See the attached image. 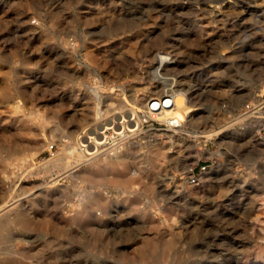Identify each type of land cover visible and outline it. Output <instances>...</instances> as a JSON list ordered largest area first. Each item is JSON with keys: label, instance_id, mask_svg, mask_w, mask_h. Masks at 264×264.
<instances>
[{"label": "rangeland", "instance_id": "374dc122", "mask_svg": "<svg viewBox=\"0 0 264 264\" xmlns=\"http://www.w3.org/2000/svg\"><path fill=\"white\" fill-rule=\"evenodd\" d=\"M259 134L264 0H0V264H264Z\"/></svg>", "mask_w": 264, "mask_h": 264}, {"label": "bare ground", "instance_id": "6f19581e", "mask_svg": "<svg viewBox=\"0 0 264 264\" xmlns=\"http://www.w3.org/2000/svg\"><path fill=\"white\" fill-rule=\"evenodd\" d=\"M125 120L126 119H124V120H122V121H118V122H113L114 123V127H116V128H121L120 129V131H116L115 133H113V134H111V136H112V138H114V141H115V143H118L119 141H123L124 139H125V135H126V137H127V133H126V131H134L135 129H132V130H130V128L125 124ZM112 127V126H111ZM108 128V126L106 127L105 126V130ZM115 128V129H116ZM245 129V128H244ZM105 130H102V131H100V132H96V136L94 135V136H90V137H87V139L89 138V140H88V144L86 145V143H85V152H87L89 155L90 154H93V155H96V154H99L101 151H99V149H100V147H101V145H103L106 141H107V135H105ZM242 131H244V130H242ZM240 132V131H239ZM32 133V132H31ZM38 133V132H37ZM36 135V134H35ZM40 135V134H39ZM98 138H103L104 140L102 141V139H101V141H98ZM254 138V137H253ZM87 141V140H86ZM38 142V141H37ZM128 142V141H127ZM132 143V142H131ZM123 144H125V143H123ZM133 144V143H132ZM138 144V143H137ZM84 145V144H83ZM36 150V149H35ZM113 150V151H112ZM112 150H109V151H107V154L108 155H110L109 157H114L115 155V153H118V150L120 151L121 149L119 148L118 149V147H116V148H114V149H112ZM121 152V151H120ZM262 152V151H261ZM263 153V152H262ZM63 154V153H62ZM120 155V154H119ZM82 156V155H81ZM103 156V155H102ZM54 157V156H53ZM85 157V156H84ZM100 157V156H99ZM118 158V157H117ZM62 160V158L60 157V156H57V157H54V158H52L51 160H50V162H52V164H54V165H58V163L60 162ZM96 160V159H95ZM98 160V159H97ZM117 160V159H116ZM79 161V160H78ZM81 161V160H80ZM116 162V161H115ZM98 165V164H97ZM111 165V164H110ZM93 166H95V165H93ZM158 166V165H157ZM89 167V166H88ZM86 168V167H85ZM101 168V167H100ZM130 168H132V167H130ZM98 169V168H97ZM107 169V168H106ZM109 169V168H108ZM77 170V169H76ZM143 170V169H142ZM86 171V170H85ZM106 171V170H105ZM111 171H112V169H111ZM121 172L119 173L120 174V177H122V178H124V182H131V181H133L134 180V177L133 176H130V175H127L124 171H122V170H120ZM130 171H131V169H130ZM83 172V171H82ZM129 173V172H128ZM134 173H137L138 175H139V170H138V172L137 171H134ZM94 174V173H93ZM106 174V173H105ZM110 174V173H109ZM188 174H189V172H188ZM92 176V175H91ZM119 176V175H118ZM176 176V175H175ZM175 176H172V177H175ZM87 177H89L90 178V176L88 175ZM97 177V176H96ZM102 177V176H101ZM183 180V179H182ZM101 182V181H100ZM99 182V183H100ZM190 182V181H189ZM193 183H195V182H193ZM194 186V185H193ZM134 188V187H133ZM133 190V189H132ZM198 190H199V188H198ZM195 191V190H194ZM200 191V190H199ZM195 192H197V190L195 191ZM103 198V197H102ZM104 199V198H103ZM16 206V205H15ZM23 207V206H22ZM55 207V206H54ZM165 207V206H164ZM164 209V208H163ZM170 209V208H169ZM59 211V210H58ZM62 211V210H61ZM10 212V214H11V211H9ZM19 212H21V211H19ZM52 212V211H51ZM56 213V212H55ZM54 213V214H55ZM172 213V212H171ZM57 214V213H56ZM60 214V213H59ZM64 214V213H63ZM99 214H100V212H99ZM19 215H20V213H19ZM18 215V216H19ZM61 216V215H60ZM59 216V217H60ZM101 216V215H100ZM52 217V216H51ZM54 217V216H53ZM55 218V217H54ZM63 218H65V217H63ZM168 218H170V217H168ZM171 218H172V216H171ZM57 219V218H56ZM59 219H61V217L59 218ZM167 220V219H166ZM170 220V219H169ZM59 222V221H58ZM63 222H65V220L63 221ZM56 223V222H55ZM163 223H165V222H163ZM168 223V222H167ZM66 224V223H65ZM74 225V224H73ZM72 225V226H73ZM166 225V224H165ZM152 226H154V224H152ZM70 227V226H69ZM166 229V228H165ZM74 230V229H73ZM171 231V230H170ZM167 233V232H166ZM150 234V233H149ZM162 240V239H161ZM158 238L157 237H155V236H152L150 239H148V243L150 242L151 243V245H152V253L154 254L155 252H156V250L158 249ZM172 241V240H171ZM145 247H146V243H145ZM163 247H164V244H163ZM149 251H151V250H149ZM159 251H160V248H159ZM162 252V251H161ZM164 252V251H163ZM160 253V252H159ZM165 253V252H164ZM155 255V254H154Z\"/></svg>", "mask_w": 264, "mask_h": 264}, {"label": "built area", "instance_id": "2783aa9c", "mask_svg": "<svg viewBox=\"0 0 264 264\" xmlns=\"http://www.w3.org/2000/svg\"><path fill=\"white\" fill-rule=\"evenodd\" d=\"M257 107L254 105V104H251V103H248V104H246V106H245V111H246V113L247 112H255V109H256ZM258 140L260 141V143H261V145H262V148H263V150H264V135L263 134H259V137H258ZM205 166H203L202 168H204ZM191 175H192V178H191V181L192 182H200V178L199 177H197V176H195L194 174H192L191 173Z\"/></svg>", "mask_w": 264, "mask_h": 264}]
</instances>
